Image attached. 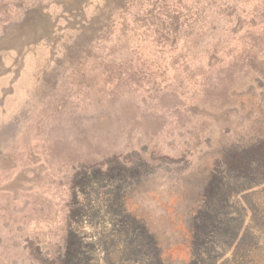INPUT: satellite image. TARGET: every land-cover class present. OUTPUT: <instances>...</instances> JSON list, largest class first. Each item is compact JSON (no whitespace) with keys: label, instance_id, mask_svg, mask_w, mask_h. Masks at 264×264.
Returning a JSON list of instances; mask_svg holds the SVG:
<instances>
[{"label":"rangeland","instance_id":"rangeland-1","mask_svg":"<svg viewBox=\"0 0 264 264\" xmlns=\"http://www.w3.org/2000/svg\"><path fill=\"white\" fill-rule=\"evenodd\" d=\"M0 264H264V0H0Z\"/></svg>","mask_w":264,"mask_h":264}]
</instances>
